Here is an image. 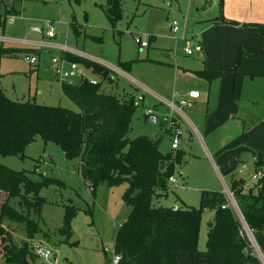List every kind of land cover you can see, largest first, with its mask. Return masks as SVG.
Instances as JSON below:
<instances>
[{
  "label": "rangeland",
  "instance_id": "1",
  "mask_svg": "<svg viewBox=\"0 0 264 264\" xmlns=\"http://www.w3.org/2000/svg\"><path fill=\"white\" fill-rule=\"evenodd\" d=\"M122 1V19L112 25L102 8L107 5L108 0H0V46L15 49L35 48L34 45L48 40V28L45 24L50 22L55 24L54 42L66 43L74 50L89 52L114 65L116 70L111 71V77L107 79L91 68L81 65L79 67L86 79L101 84L102 92L112 93L120 101L131 96L136 97L138 106L129 134L131 140L140 135L152 136L161 140L160 151L168 154L173 153V118L182 132L178 151L183 152L184 157L175 175L177 181L169 183L164 189H156L152 205L200 209L202 192L219 191L225 194L230 190L232 177H219L202 142L209 147V140L195 120L202 122L208 119V114H211L219 101V91L227 92L222 98V116L229 113L230 117L237 120H246L247 125L261 118L264 111V32L249 34L246 38L228 35L225 39L211 41L208 45L202 40L203 55L195 53L189 57L184 53L187 44L191 42L194 48L199 43L201 31L213 24L216 17L214 8H202L195 0L190 5L189 0ZM219 16L221 17V13ZM74 22L77 24L75 26L78 33L70 26ZM174 23H178L181 28L178 36L185 32L187 40L179 42L177 46L170 36ZM34 29L44 31L37 33ZM137 35L149 41L150 49L138 47L135 43ZM39 51L40 55L36 56L38 63L33 67L25 57L1 59L2 91L14 101H35L42 105L45 103L47 106L77 111L73 102L63 94L53 97L38 94L43 87L51 83L58 84L51 63L55 51L48 48H40ZM148 54L157 57L170 54L172 59L182 56V67L186 65L190 68L189 65L192 64L199 70L198 73L222 72V76L210 83L203 81L196 73L189 75L188 78L192 76V80L202 82L196 90L201 93L202 98L199 105L182 109V114L150 97H146L143 103L138 102L141 95L138 94L137 83L133 78L143 82L145 79L141 80V74L150 75L159 84L163 83L166 87L169 85L167 70H157L149 65L151 63L137 65V59L140 57V60H144ZM129 61L134 66L133 72L123 66H128ZM186 80L187 77L182 74V82ZM72 82L78 83L79 80ZM192 84L189 80L183 88L189 90ZM152 102L157 104L155 108H150ZM149 111L158 117L157 125L145 124L144 118ZM212 140L216 147L226 151L225 160L231 161L239 151L238 144L223 142L219 133L213 135ZM252 159L251 155L244 158L245 163L233 174L234 178H249L254 170ZM0 164L14 171H27L36 182L54 181L40 193L46 204L39 223L41 232L36 237L30 240L24 225L8 223L16 242L29 243L34 252L37 246L51 252L49 261L36 258L32 264H115V236L132 210L123 199L127 185L110 187L105 183L100 184L93 195L89 183L79 174L78 161L67 160L57 144L44 142L41 138H37L25 150L24 157L0 155ZM36 167L40 174L35 172ZM67 207H74L77 211L71 225V234L62 232ZM213 214V210L203 213L199 253L195 259L204 257L202 252ZM248 236L256 246L253 235L248 232ZM179 262L182 264V258ZM3 263L0 259V264Z\"/></svg>",
  "mask_w": 264,
  "mask_h": 264
},
{
  "label": "trees",
  "instance_id": "2",
  "mask_svg": "<svg viewBox=\"0 0 264 264\" xmlns=\"http://www.w3.org/2000/svg\"><path fill=\"white\" fill-rule=\"evenodd\" d=\"M122 4V0H108L102 6L112 25L122 19ZM71 25L78 33L77 24ZM245 27L259 33L256 25ZM27 55L36 57L39 51L0 46V61ZM66 56L105 79L111 77L109 69L95 62ZM200 75L212 82L222 72L204 71ZM62 93L77 111L35 101H14L2 91L0 76V155L24 157L25 150L41 138L57 144L67 160L78 161L79 174L89 183L93 195L100 184L127 185L123 199L132 210L115 236L114 253L120 258L117 264H180L177 253L195 257L199 253L201 222L206 210L214 211L202 252L206 264H263L264 178L253 185L246 179L231 181L230 191L241 216L232 208H222L229 203L219 191H203L200 209L154 206L155 190L166 188L169 179L175 177L184 153L163 154L161 140L152 136L129 138L138 106L133 97L120 101L116 95L102 92L100 83L93 85L86 80L63 83ZM263 166L264 155L259 154L252 173ZM53 183L51 180L36 182L27 171H14L0 164V259L3 264H32L39 258L29 243L15 241L8 223L24 225L28 238L36 237L41 232L39 223L46 204L40 193ZM76 216L74 207L66 208L64 234H71ZM244 224L252 232L257 247L245 232Z\"/></svg>",
  "mask_w": 264,
  "mask_h": 264
},
{
  "label": "crops",
  "instance_id": "3",
  "mask_svg": "<svg viewBox=\"0 0 264 264\" xmlns=\"http://www.w3.org/2000/svg\"><path fill=\"white\" fill-rule=\"evenodd\" d=\"M192 1L193 0H189V5L192 3ZM195 2L202 8H207V7H210L211 9L214 8V12H216V17H214L215 19L213 20V24L206 26L200 33L201 39L198 40V42L201 45H202V40H205L206 45H208L211 41L214 40L216 42L221 41L226 37H228V35H235L243 38H246V36H248L249 34L255 35L254 32L250 31L245 27L246 25L248 26L256 25L259 29V34H261V32H264V0H195ZM217 13L219 14L221 13V17ZM232 22H235L236 25L231 24ZM71 24L72 23H70V26L72 28ZM170 36L172 37L171 39L175 41L176 46L178 45L179 42L187 41V40H182V35L180 38L178 36L179 38L178 40L174 39V36L172 34V27H171ZM47 39H48L47 41L34 45L35 48L32 49L40 50V48H48L55 51L54 56H61L63 55V52L61 51V47L66 46L69 52L72 53L69 55H79V56L83 55L84 57L93 58L99 64L103 63L111 66L112 69H109L110 71L116 70V67L114 65L103 60L102 57L91 55V53L89 52L86 53L84 51L74 50L68 47L66 43L60 41L54 42L56 37L53 39L48 37ZM185 39H186V34H185ZM38 46L40 48H36ZM147 49H150V46ZM203 53H204V48L201 54L203 55ZM239 54L242 57L241 49H239ZM39 55H40V51H39ZM66 57L67 60L73 62L69 59V56ZM139 58L137 59L136 62L137 65L151 63L149 65L153 66L157 70H164V69L167 70L169 72V77L167 79L169 85L168 87H166L163 85V83L159 84L158 81L156 79L155 80L152 79L150 75L141 74V80H143L142 78L145 79V81L143 80V82L138 80L137 78L136 79L133 78L134 82L137 83L136 86L139 90L138 94L141 95L138 99V102L140 98H143V100L140 101L143 103L145 102L146 97H150V99L156 101L157 103L164 104L167 107L171 108L170 106L171 103L179 104L180 100L186 98L189 92L196 91L198 86L202 85V82H199V80L198 81L195 79L192 80L191 78L192 76L188 78L189 75H194V73H196L198 74V76L201 77L203 81L204 80L208 81L205 78H203L200 75V73L197 72L199 70L196 69V66L190 64L189 65L190 68H187L186 65L182 67V56H175V58L173 57L172 59V56L170 54L168 56H162V57H157L155 55L150 56L148 54L147 58L144 60H140ZM131 63L132 62L129 61L128 66L127 65H123V66L130 68V70L133 72L134 66H132L133 64ZM182 70L184 72H182ZM147 74L149 73L147 72ZM182 74L184 77H187L188 79L185 82L184 81L182 82ZM189 80H191L193 84L191 88L187 90L183 88V86ZM59 93L60 95L63 94L62 83L58 81V84L51 83V85L49 84L47 87L45 88L43 87L38 94L39 95L46 94L53 97V95L57 96V94ZM219 93H220L218 99L219 101H217L215 107L212 109L211 114H208V116L210 115L208 119L202 122L200 120H195V121L197 122L198 126L201 127L202 132L205 133L206 138L209 140V147L206 143H204V141L202 142L212 165L219 174V177L223 179L224 177L228 178L230 176L232 177L233 180L235 179L233 174L240 170L241 164L243 165L245 163L244 158L249 157V155H251L253 157L252 160L255 167V162L257 161L258 155L259 154L264 155V111L261 114L260 119H255L254 122H251L248 125L246 120H237L234 117H230L229 113H226L225 116H222V114H224V108H223L224 102L222 98L223 95H227V92L219 91ZM131 97L136 98L135 96H131ZM201 98L202 95L200 93V98L193 102V106L199 105L200 103L199 101L201 100ZM43 104L46 105L45 103ZM232 104L235 105L234 102H232ZM156 106L157 104H155V102H152L150 108H155ZM193 106L191 108H193ZM191 108H187V109H191ZM230 108H232V106H230ZM248 126L250 127L247 128ZM216 133L220 134V138L222 139L223 142L225 143L232 142L239 145L238 148L239 151L235 154V157L230 159L231 161L224 159V156L226 154V151H224V149H221V147L219 146L217 147L215 146V143L212 140V136L215 135ZM249 178H245V179L249 182ZM241 179L244 178L242 177ZM176 256L178 257L179 260L180 258H182V264H192V263L206 264V260L204 257H199L198 259L197 258L195 259L194 257H192L190 254L187 253H177Z\"/></svg>",
  "mask_w": 264,
  "mask_h": 264
},
{
  "label": "built area",
  "instance_id": "4",
  "mask_svg": "<svg viewBox=\"0 0 264 264\" xmlns=\"http://www.w3.org/2000/svg\"><path fill=\"white\" fill-rule=\"evenodd\" d=\"M45 26L48 28V37L53 39L56 37V34H55V24L53 23H46ZM172 34L174 36V39L178 40V34L180 33L181 31V28L179 27V24L178 23H174L172 26ZM33 31L37 32V33H43V29H34ZM182 40H186L185 39V32H183V35H182ZM135 43L138 45L139 48L141 49H147L149 46H150V43L149 41H146V40H143L140 36H136L135 37ZM61 51L63 52V55L61 56H54L52 58V66H53V70H54V73H55V76L57 78V80L60 82V83H69V84H72L73 80H86V81H89L91 82L93 85H96L97 82L94 81V80H89V79H86L85 76H84V73L83 71L80 69V64L79 63H75V62H70L69 60H67V58L65 57L66 55L68 54H72L69 52L68 48L66 46H62L61 47ZM203 52V46L200 44V43H196L194 48L192 47V43L189 42L185 48V53L188 55V56H192L194 55L195 53H202ZM74 56H78V57H82V58H85L89 61H92V62H96L95 59L93 58H88V57H84L83 55H74ZM25 60L31 65V66H34L38 63V60L35 56H32V55H27L25 56ZM99 64V63H97ZM103 64V63H101ZM99 64V65H101ZM107 69H112L111 66L107 65V64H103L101 65ZM85 67V66H84ZM200 98V93L197 92V91H191L187 94L186 98H183L180 100L178 106L175 105L174 103H171L170 106L171 108L173 109V111L175 112H178L180 114H182V109L184 108H191L193 106V102L196 101L197 99ZM143 98H140L139 101H142ZM147 114H152V112H148ZM178 122L176 121L175 118H173V120L171 121V127H173L175 129V133H174V136H173V140H172V150L173 151H178L179 149V145H180V141H181V138H182V132L179 131L178 129ZM36 172L38 174H40V170L38 169V167H36ZM264 178V166L258 170L257 172H254L250 175V178H249V185H253L257 182H259L261 179ZM170 183H175L177 181L176 177H171L169 179ZM226 197H227V200H228V205L227 206H223L222 208L225 209V208H232L234 209L238 215H240V212L238 210V207H237V204L235 202V199H234V195L233 193L230 191V190H227L226 193H225ZM241 216V215H240ZM243 221V219H242ZM244 230L245 232L248 234V230H247V227L246 225L244 224ZM35 253L38 255L39 258L41 259H44L46 261H49V259L51 258L52 254L50 251L40 247V246H37L36 247V251ZM120 258L116 257V261H115V264H117L119 262ZM262 261H263V264H264V257L262 256Z\"/></svg>",
  "mask_w": 264,
  "mask_h": 264
},
{
  "label": "water",
  "instance_id": "5",
  "mask_svg": "<svg viewBox=\"0 0 264 264\" xmlns=\"http://www.w3.org/2000/svg\"><path fill=\"white\" fill-rule=\"evenodd\" d=\"M144 120H145V124L147 126L152 125V124L157 125V123H158V117L154 114H146ZM175 209H177V208H175Z\"/></svg>",
  "mask_w": 264,
  "mask_h": 264
},
{
  "label": "bare ground",
  "instance_id": "6",
  "mask_svg": "<svg viewBox=\"0 0 264 264\" xmlns=\"http://www.w3.org/2000/svg\"><path fill=\"white\" fill-rule=\"evenodd\" d=\"M246 227H247V225H246ZM247 230H248V232H250L251 234H252V232L249 230V228L247 227Z\"/></svg>",
  "mask_w": 264,
  "mask_h": 264
}]
</instances>
